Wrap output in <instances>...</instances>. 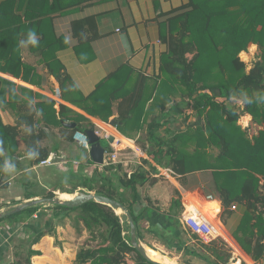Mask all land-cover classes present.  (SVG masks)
<instances>
[{"label": "crops", "instance_id": "1", "mask_svg": "<svg viewBox=\"0 0 264 264\" xmlns=\"http://www.w3.org/2000/svg\"><path fill=\"white\" fill-rule=\"evenodd\" d=\"M7 1L10 0H0V3ZM29 1L19 3L16 0L12 9L8 10L15 16L13 24H17V17H21L23 22L22 29L16 27L19 30H15L11 43L16 56L30 68L26 71L23 66L17 76L0 71V77L8 81L1 85L0 91V99L3 100L0 105L2 122L15 126L19 119L24 120L20 135L15 140L17 148L12 146L9 152L1 153L0 177L7 180L8 185L0 191L2 194L5 190V196L0 194V210L47 196L51 191L55 195L86 191L83 177L102 171L109 152L106 157L104 155V164L96 163L90 149L82 146L74 134L76 131L94 129L95 132L108 133L109 138L123 140L117 146L119 160L116 163H123L128 173L143 167L153 179L139 186L140 194L133 204V213L139 216L140 242L159 252L152 251L155 255L151 252L150 255L165 264H212L213 261L208 262L206 256H212L211 249L219 248L221 243L216 241L213 245L205 246L184 223V215L198 205L211 220L217 222L232 244L229 246L225 243L231 253V264H264V255L258 260L253 259L239 241L238 236L243 239L247 237L241 229L243 218L249 211L247 203L234 201L225 206L212 168L178 174L163 166L148 151L165 146L178 130L182 131L195 120V116H191L194 108L187 105L189 99L183 100L180 96L171 97L163 93L161 99L157 100L158 92L153 90L156 83L160 84L165 79L163 64L169 53V19L187 11L191 0H100L64 12L46 14L39 26L31 25L24 18L22 10L36 16L40 10H49L52 0H49L51 3L45 9L40 7L33 11ZM29 30H35L39 44L21 48L20 41L26 42ZM58 72L68 77L67 88L74 85L84 96L93 95L99 84L111 75L119 76L121 73L122 80L128 77L127 85L132 80H136V84L142 78L147 86L144 95L148 97L144 110L150 109V113H142V127L138 124L125 126V134L120 127L124 124L117 117L127 95L123 93L114 98L109 95L108 89L103 110L96 107L93 113H89L64 98L63 87L56 75ZM101 98L97 93L83 104L95 106ZM225 99L217 97L218 101ZM63 106L66 108L62 109ZM123 108L127 109V105ZM242 115L246 123H253L251 114ZM137 116L139 113L134 118ZM241 116L239 124L244 121H241ZM113 119L118 121L116 126L111 124ZM153 120H157V124ZM246 123L241 125L244 127ZM72 124L75 126H68ZM101 133V137L97 135L102 139L104 136ZM30 134H42L43 138L32 141V145L47 148L48 157L57 154L64 161L50 165L35 163L34 149L31 148L30 152L27 144ZM0 135L3 136L2 133ZM9 137L7 134L10 140ZM112 141L108 148L113 152L116 147ZM177 146L182 147L181 143ZM184 147L192 151L193 144ZM215 148L210 151L217 155L219 151L213 152ZM169 170L174 173L168 177L166 173ZM261 181L263 184L264 180ZM35 183L39 188H25ZM234 204L236 207L232 208ZM42 207L33 218L23 222L24 228L14 224L17 222H5L0 226V264L14 261V240L20 236L24 238L25 228L32 225L35 231H43L39 241L33 245L34 249L41 252L33 256L34 264H74L79 243L74 241L78 230L73 227L72 219L67 217L59 220L54 229H49L47 222L54 221L52 210ZM172 228H175V237L172 236ZM232 246L240 251L239 259H234ZM129 257H132L133 263L132 259L136 256L131 254Z\"/></svg>", "mask_w": 264, "mask_h": 264}, {"label": "trees", "instance_id": "2", "mask_svg": "<svg viewBox=\"0 0 264 264\" xmlns=\"http://www.w3.org/2000/svg\"><path fill=\"white\" fill-rule=\"evenodd\" d=\"M24 1L19 0V3ZM30 1L32 11L40 7L45 9L51 3L49 0ZM97 1L100 0H52L51 8L45 12H35L36 16L22 11L31 25L39 26L46 14L64 12ZM13 2L16 0L0 3V71L17 76L23 66L26 71L30 67L24 65L16 56L11 43L15 30L22 29L20 27L23 26L21 17H17V24H13L15 16L8 12L12 9ZM169 22V53L163 64L165 79L160 84L156 83L153 90L158 92L157 100L161 99L163 93H168L171 97L180 96L183 100L189 99L186 104L194 108L191 116H195V120L182 131L178 130L165 146L148 151L163 166L178 174L212 168L223 204L229 206L234 201L247 203L249 211L241 224L247 237L239 241L253 259L258 260L264 255V184L260 183V177L264 178V127L256 135L249 137L247 128L239 124L238 120L242 114L249 113L254 124L256 122L264 125V0H191L187 11L176 14ZM249 43L258 44L261 54L247 70L239 53ZM189 54H193L191 59ZM50 69L52 70V65ZM120 74L111 75L99 84L93 95L84 96L74 85L67 88L66 75L56 73L63 87L64 98L89 113H93L96 107L103 110V100L109 92L107 86H114L110 89V96L115 98L123 93L127 95L121 103L117 120L123 126L138 124L142 127V113H150V109L144 110L148 101V97L144 95L146 82L141 78L127 92L128 77L122 80ZM209 79L216 80L208 83ZM5 82L8 81L0 77V91ZM97 93L102 98L96 101L95 106L83 104ZM217 97L226 99L218 101ZM240 97L245 99L244 107L235 102ZM2 104L3 100L0 99V105ZM124 105H127L125 110ZM64 108L66 107L63 106L62 109ZM136 113H139L138 118H134ZM30 119L33 121V117ZM153 122L157 124V120ZM23 124L24 120L19 119L15 126L5 125L0 115V133L3 134L0 135L1 166L2 151L9 152L12 146L17 148L15 140L20 135V126ZM123 126L120 127L126 134ZM42 138V134H30L27 141L30 152L31 148L34 149L32 152L35 153L37 164L49 156L47 148L32 145V141ZM178 143L182 147H178ZM188 144H193V151L184 147ZM213 147L218 148L217 155L210 151ZM163 159L165 160L162 161ZM145 162L148 163L147 160ZM152 168L157 172L155 167ZM82 180L87 192L94 191L123 203L132 213L139 232V216L134 215L133 204L138 200L139 186L153 180L146 169L139 167L128 173L123 163H110L102 171L98 170L92 176H84ZM0 184L5 188L8 182L0 177ZM47 196L53 197L55 193L51 191ZM42 206L52 210L51 217L54 221L47 222L49 229H54L59 220L69 217L78 231L86 230L90 234V239L79 248L74 264H153L132 244L130 224L123 222L111 206L96 200L75 207L57 204L31 206L0 218V226L5 222H17L24 228L23 222L33 218ZM146 210L147 208L144 212ZM30 228H25L24 238L20 236L14 240V261L10 264H34L33 256L41 254L33 245L39 241L43 231H35L33 225ZM219 242V248L211 249V261L231 264L229 249L224 241ZM214 243L216 241L203 244L208 246ZM133 253L136 257L132 259V263L129 255Z\"/></svg>", "mask_w": 264, "mask_h": 264}, {"label": "water", "instance_id": "3", "mask_svg": "<svg viewBox=\"0 0 264 264\" xmlns=\"http://www.w3.org/2000/svg\"><path fill=\"white\" fill-rule=\"evenodd\" d=\"M111 124L116 126L118 121L116 119L111 120ZM69 127L75 126V124L68 125ZM86 135L88 136V142L91 146L90 154L93 160L96 163L104 164V155L106 151V147H104L101 143V138L97 135L94 129H87L85 131ZM111 142L113 138H108ZM52 164L63 162L64 158L58 157L57 154H53L50 158ZM71 198H62L59 195H55L53 197L50 196H43L39 198L30 199L24 202L16 203L13 205L9 210L0 211V218L5 216H9L15 213H18L25 208L36 206L39 204H48V205H65L69 207H75L82 205L90 200H96L98 202L107 204L113 208V210L120 215L123 222H128L130 224V235L132 244L135 246L137 251L148 261L152 262L153 264H165L160 259L153 257L150 255V251L158 252L151 246H145L142 244L138 237L137 226L135 220L133 218L132 213L129 209L120 201L112 199L108 196L97 194L95 192H87L81 190L72 194ZM120 211V212H119ZM159 253V252H158Z\"/></svg>", "mask_w": 264, "mask_h": 264}, {"label": "built area", "instance_id": "4", "mask_svg": "<svg viewBox=\"0 0 264 264\" xmlns=\"http://www.w3.org/2000/svg\"><path fill=\"white\" fill-rule=\"evenodd\" d=\"M246 52V51H245ZM254 52H256V49L253 50V46L249 47V51L247 52L249 55H253ZM192 108V107H191ZM193 109V108H192ZM188 111L186 110V113ZM243 118V119H242ZM244 120V115L241 116V121ZM244 123V122H243ZM241 122V124H243ZM250 124L247 122L246 126L244 127H249ZM96 133L98 135H100L99 131H96ZM102 134V133H101ZM75 138L78 140V142L84 146L87 149H90V144L88 142V136L86 135L85 132L82 131H76L75 132ZM102 136L106 137L107 139L109 138V134L105 133L102 134ZM101 137V135H100ZM112 145H114L116 147V151L114 150L113 152H110L111 148L106 149L105 152V157L107 152L108 153V160L106 161V165L110 164V163H116L119 160V156L117 154V146L120 145L121 143H123V140L118 139V138H114L112 141ZM51 157H48L47 159H44L41 161L42 165H50L52 164L50 161ZM169 173L166 175L169 177L170 175H173V171L169 170ZM264 184V182H263ZM2 188V185L0 184V190ZM236 204H234L232 206V208H235ZM184 223L186 224V226L189 228V230L191 231V233L193 235H195L202 243L205 244H210L214 241H224L226 244H228L230 246V241L224 236L223 231L221 229V227L217 224V222L215 220H211L207 214L198 206H193V209L189 211V213H186L184 215ZM263 245H264V239L262 241ZM232 245V244H231ZM232 253H233V257L234 259H239L241 254H238L240 251L238 249H236L234 246H232ZM264 251V249H263ZM120 264H129L128 262H121Z\"/></svg>", "mask_w": 264, "mask_h": 264}, {"label": "rangeland", "instance_id": "5", "mask_svg": "<svg viewBox=\"0 0 264 264\" xmlns=\"http://www.w3.org/2000/svg\"><path fill=\"white\" fill-rule=\"evenodd\" d=\"M251 46H253V50H255L256 49V52H254V54L251 56V55H249L247 52L249 51V47H251ZM246 51V52H245ZM260 54H261V51H260V49H259V46H258V44H252V43H250L248 46H247V48L246 49H244V50H242L240 53H239V56H240V58H241V60L242 61H244L245 63H246V66H247V70H249L251 67H252V65H253V63H255L259 58H260ZM189 56V58L191 59L192 57H193V54H190V55H188ZM218 69V68H217ZM217 69H215V72L217 71V73H218V70ZM211 80L212 81H214V80H216V79H209L207 82L208 83H210L211 82ZM135 81L136 80H132L131 82H129L128 83V89H126V91L128 92V91H131L135 86H136V84H135ZM114 86H111V87H109V86H107V89L109 88V89H112ZM152 91V90H151ZM150 91V92H151ZM147 92H148V90H147ZM236 102V101H235ZM237 104H239V105H241L242 107H244V105H245V99H244V97H240V98H238L237 99ZM190 109H192V108H190ZM244 123H246V119L243 121ZM256 123V122H255ZM260 124H258V123H256V124H253V123H251L250 124V126L249 127H247V135L249 136V137H252V136H254V135H256V133H258V129H260V126H262V128L264 127V125H260ZM124 129H125V126L123 127ZM101 143H102V145L104 146V147H106V148H108V147H110V141L106 138V137H102V139H101ZM194 150V147H193V149H192V151ZM215 150H218V148L216 149H214L213 150V152L215 151ZM189 151H191V150H189ZM131 156H133V155H129V157H131ZM260 180H264V178L263 177H260ZM264 182V181H263ZM38 183V182H37ZM260 183H261V185H262V181H260ZM26 189H31V190H35L36 188H39L38 187V185H36V183L35 184H31V185H29V186H26L25 187ZM219 190V189H218ZM1 192H2V190H0ZM1 192H0V194H1ZM4 193H2L4 196H5V190L3 191ZM1 194V195H2ZM2 195V196H3ZM59 196H61V197H66L65 196V193H59ZM67 198V197H66ZM40 205V204H39ZM0 206H2L1 204H0ZM11 208V207H10ZM10 208H7V207H5V209H3V210H0V211H6V210H9ZM41 208H43V207H41ZM73 214H75V213H73ZM73 222V221H72ZM15 225H17V223H14ZM14 225V226H15ZM73 227H74V223H73ZM75 228V227H74ZM76 229V228H75ZM76 231H77V229H76ZM172 232H173V234H172V236H174V233H175V228H172ZM76 233H78L77 235H76V240H74V241H76V242H78L79 243V248L83 245V244H80V243H85V242H87L89 239H90V234L87 232V231H77ZM171 236V237H172ZM238 236V235H237ZM175 237V236H174ZM242 241L244 240L243 238H241L240 236H238ZM133 255H135L136 256V254L135 253H133ZM204 256H206V255H204ZM206 260L208 261V262H212V261H210L211 260V258L209 257V256H206ZM212 264H213V262H212Z\"/></svg>", "mask_w": 264, "mask_h": 264}, {"label": "clouds", "instance_id": "6", "mask_svg": "<svg viewBox=\"0 0 264 264\" xmlns=\"http://www.w3.org/2000/svg\"><path fill=\"white\" fill-rule=\"evenodd\" d=\"M37 33L35 30H29L27 33V40L25 41H20V47L21 48H26L27 46L31 45L33 47L38 46L39 42L36 39Z\"/></svg>", "mask_w": 264, "mask_h": 264}, {"label": "bare ground", "instance_id": "7", "mask_svg": "<svg viewBox=\"0 0 264 264\" xmlns=\"http://www.w3.org/2000/svg\"><path fill=\"white\" fill-rule=\"evenodd\" d=\"M65 196L67 197V198H71L73 195L72 194H68V193H65ZM61 197V196H60ZM66 197H62V198H66ZM66 198V199H67ZM120 212V211H119ZM153 255H155L152 251H150ZM172 261H170V263H171Z\"/></svg>", "mask_w": 264, "mask_h": 264}]
</instances>
